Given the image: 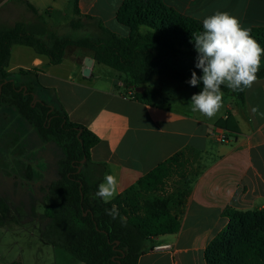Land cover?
Masks as SVG:
<instances>
[{"label":"crops","instance_id":"obj_1","mask_svg":"<svg viewBox=\"0 0 264 264\" xmlns=\"http://www.w3.org/2000/svg\"><path fill=\"white\" fill-rule=\"evenodd\" d=\"M27 1L36 8L38 17L30 11L24 22L37 33L45 30L73 37L85 31L98 36L101 25L115 34L114 28L122 31L126 27L118 21L117 13L127 0H78L81 15L85 16L80 29L70 26L75 17V0ZM162 2L200 22L220 11L237 17L244 28L264 27V0ZM23 6L20 0H0V28L20 22ZM55 13L61 16L53 28L43 16ZM87 68L90 73L86 76ZM21 70L33 73L34 77L27 79L33 80L40 100L65 111L72 122L98 137L91 159L105 165V175L116 176V196L171 157L184 153L191 182L187 194L172 203L181 229L150 240L139 264H207L209 244L229 224L224 216L226 209H264V117L260 115L264 113V78L247 88L242 106L232 90L223 92V107L209 119L191 110V96L195 93L183 92L182 87L172 92L164 83L152 86L151 82L150 86L160 91V98L151 105L139 102L131 88L123 85V75L99 64L89 50L67 48L62 63L54 65L34 49L16 45L7 71L18 75ZM253 108L259 112L254 113ZM0 127L14 131L18 150L33 172L28 180L0 169L4 180L0 208L13 205L17 209L15 218L0 213V264H28L27 252L40 264H84L42 236L46 225L42 189L58 178L57 162L64 155L56 151L53 162L46 163L53 147L43 143L36 130L12 107H0ZM223 135L229 138L228 143L220 141ZM163 244L172 245V250L152 251Z\"/></svg>","mask_w":264,"mask_h":264},{"label":"trees","instance_id":"obj_2","mask_svg":"<svg viewBox=\"0 0 264 264\" xmlns=\"http://www.w3.org/2000/svg\"><path fill=\"white\" fill-rule=\"evenodd\" d=\"M20 1L38 17L29 1ZM74 14L70 26L83 28L85 16L81 15L78 0ZM117 19L128 27V36L121 37L102 25L100 35L84 38L45 30L37 33L24 21L0 28V107L14 108L43 143L55 144L64 153L57 162L58 178L42 189L46 218L42 236L84 264H139L150 240L180 231L181 220L172 212V203L149 197L160 192L176 172L183 179V196L187 194L191 174L184 153L171 157L106 203L94 197L106 172L105 165L91 159V149L99 143L98 137L85 126L72 122L65 111L40 100L33 80L27 79L34 77L32 72L21 70L13 75L7 68L16 45L34 49L54 65L62 63L67 48L74 47L93 52L99 64L122 74L127 89L144 87L141 93L131 89L143 104H154L161 96L158 89L150 86L155 78H166L195 94L202 90V82L196 87L187 83L192 71L202 75L195 68L197 53L192 35L203 30L202 22L167 7L162 0H127ZM251 35L264 47V27L251 28ZM262 78L264 68L257 73V79ZM221 90L230 91L224 86ZM246 90L232 91L240 106L245 103ZM12 141L18 147V138ZM32 173L28 165L25 177L31 180ZM113 205L119 210L115 219L106 212ZM5 210L0 209V213ZM224 216L229 224L209 244L207 264H264V209L228 208Z\"/></svg>","mask_w":264,"mask_h":264},{"label":"clouds","instance_id":"obj_3","mask_svg":"<svg viewBox=\"0 0 264 264\" xmlns=\"http://www.w3.org/2000/svg\"><path fill=\"white\" fill-rule=\"evenodd\" d=\"M202 31L192 33L197 53L195 68L201 76L192 71L187 81L192 87L201 82L203 88L191 96L193 112H199L209 119L215 117L223 107L222 86L233 92L250 88L257 80L264 47L252 37L251 29L244 28L240 20L227 12L217 11L202 20ZM253 112H259L253 108ZM264 117V113H260ZM118 181L115 175L106 174L98 185L94 197L109 202L117 195ZM115 219L119 210L115 205L106 210Z\"/></svg>","mask_w":264,"mask_h":264},{"label":"rangeland","instance_id":"obj_4","mask_svg":"<svg viewBox=\"0 0 264 264\" xmlns=\"http://www.w3.org/2000/svg\"><path fill=\"white\" fill-rule=\"evenodd\" d=\"M19 15V20L20 21H25L27 18L28 13H30V10L26 7H22V12ZM61 16V13H55L52 16L44 15L43 18L47 22V24L50 27L56 26L57 21H59ZM114 31L117 32L116 34H119V36H127L128 35V28L123 27V30L120 31L117 28H114ZM72 33V32H71ZM94 35H91L88 32L81 31L80 34H74L73 38H84V37H93ZM45 38V37H44ZM46 39V38H45ZM16 64V60L13 58L12 61V66ZM260 68H264V61L261 60ZM164 83L167 89L173 90L172 92L178 91L180 89L179 85L176 82L170 81L166 78H155L152 82V86H161V84ZM169 90V91H170ZM183 92L189 93L192 95V92H188V90L183 89ZM15 133L13 130H4L2 127H0V169H4L5 173L7 175H13L15 177H21V178H26L25 177V172H26V167L27 163L24 160V155L21 150H18V147H16L12 141V139H15ZM51 147H53V150L49 151V157L46 163H52L54 159V155L56 151H59L60 153H63V151L56 146L55 144H50ZM51 164L49 165V168L51 169ZM3 178H1L0 175V186H2L3 183ZM3 192H5L6 187L2 189ZM1 192V190H0ZM184 192V187H183V179L180 175V173L176 172L171 178H169L165 182L164 188L156 193L152 194L149 198L154 200L158 199L161 201H166L168 205L173 203L176 199H179V197L182 199ZM3 208V207H1ZM0 208V209H1ZM5 215L8 214L11 218H15L17 215V209L13 206L10 205V207H7V209L4 211ZM31 228V227H29ZM25 233L24 235H26ZM23 235V236H24ZM8 237V236H7ZM22 241V240H21ZM27 262L28 264H40L34 257L27 252Z\"/></svg>","mask_w":264,"mask_h":264},{"label":"built area","instance_id":"obj_5","mask_svg":"<svg viewBox=\"0 0 264 264\" xmlns=\"http://www.w3.org/2000/svg\"><path fill=\"white\" fill-rule=\"evenodd\" d=\"M220 141L222 143H228L229 142V138L226 135H223L220 138ZM172 248L173 247L170 244H163V245H157V246L153 247L152 251H154V252L168 251V250H172Z\"/></svg>","mask_w":264,"mask_h":264},{"label":"water","instance_id":"obj_6","mask_svg":"<svg viewBox=\"0 0 264 264\" xmlns=\"http://www.w3.org/2000/svg\"><path fill=\"white\" fill-rule=\"evenodd\" d=\"M91 63H92V60H89V62H87V66H88V68H90V66H91ZM86 69L85 70V72H84V74L87 76V75H89V73H90V70L89 69ZM127 87V85H125V88ZM131 89L132 88H134V87H130ZM138 93H141V92H143L144 91V87H137V88H134Z\"/></svg>","mask_w":264,"mask_h":264}]
</instances>
